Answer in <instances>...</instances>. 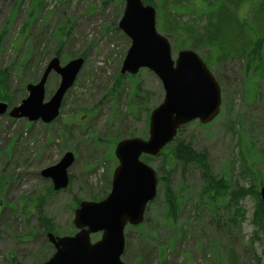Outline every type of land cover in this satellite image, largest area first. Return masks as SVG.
Wrapping results in <instances>:
<instances>
[{"label": "rangeland", "instance_id": "1", "mask_svg": "<svg viewBox=\"0 0 264 264\" xmlns=\"http://www.w3.org/2000/svg\"><path fill=\"white\" fill-rule=\"evenodd\" d=\"M153 1L158 7L156 29L168 38L172 58L178 50L193 49L191 44L201 42L203 45L193 50L207 61L221 89L219 114L205 124L188 122L178 138L190 142L194 150L206 152L213 175L228 178L234 187L252 185L259 195L264 185L262 59L254 69L246 70L239 55L230 53L229 49L238 48L246 35L233 27V18L210 51L199 38L210 11L199 14L197 9L186 10L183 0ZM38 2L0 0V70L6 72L7 91L17 99L25 98L26 85L39 80L56 54L61 64L81 54L84 61L63 95L55 120L44 123L11 118L7 112L0 115V264H41L53 254L54 246L39 224L38 213L54 225L55 235L76 231L72 222L78 206L75 202L98 201L109 193L118 164L115 145L126 137L146 138L150 112L164 97L160 79L149 69L141 68L133 75L120 71L130 45V38L118 27L124 0ZM177 2L184 11L173 15ZM237 12L244 16L245 28H252L251 35L264 33V0H254L250 7H240ZM169 19L176 31L168 30ZM60 33L64 35L62 41ZM225 51L230 53L228 57ZM119 74L123 75L121 81ZM59 80L58 74H49L44 101ZM131 97L136 113L130 111ZM18 102L6 103L11 107ZM67 151L73 154L68 184L54 190L50 178L40 171L56 164ZM145 162L157 177L161 175L160 156ZM167 178L169 190L180 202L175 218L171 221L166 211L165 181L158 182L143 222L125 226L121 256L125 264H264V239L257 235L251 240L255 231L251 222L253 195L241 200L245 210L241 225L224 224L227 215L223 207L211 210L198 205L201 168L189 166L183 171L176 166ZM39 195L44 200L38 212L32 206ZM23 197L31 199L32 206L19 204ZM100 235L92 234L91 240H98Z\"/></svg>", "mask_w": 264, "mask_h": 264}, {"label": "water", "instance_id": "2", "mask_svg": "<svg viewBox=\"0 0 264 264\" xmlns=\"http://www.w3.org/2000/svg\"><path fill=\"white\" fill-rule=\"evenodd\" d=\"M118 27L130 38L121 73L133 75L141 68L149 69L160 79L164 97L150 112L146 138L126 137L115 145L118 164L112 173L110 191L101 200L79 202L72 220L76 232L61 236L47 233L54 252L41 264H125L121 260L125 226L143 222L147 204L157 193L156 171L141 156L157 155L181 126L193 120L208 123L220 112L221 89L215 76L192 49H180L172 58L168 38L156 29V8L152 4L124 0ZM82 64V57L61 65L59 57L53 56L39 80L26 85L27 95L17 105L9 107L0 101V115L7 112L11 118L53 121ZM51 72L58 74L60 80L44 101L45 82ZM72 161L73 154L67 151L40 174L50 178L54 190L63 189L68 184ZM259 196L264 205V185ZM98 232L100 238L92 241L91 235Z\"/></svg>", "mask_w": 264, "mask_h": 264}, {"label": "trees", "instance_id": "3", "mask_svg": "<svg viewBox=\"0 0 264 264\" xmlns=\"http://www.w3.org/2000/svg\"><path fill=\"white\" fill-rule=\"evenodd\" d=\"M39 1L40 2L38 3L42 4L44 0ZM102 1L106 2L108 0ZM116 1L121 2L123 0ZM183 1L185 2L184 9L186 10H188L189 8L197 9L199 14L210 11L206 26L203 27V30L200 34L201 37H199L202 38L201 40L199 39L200 41H205L204 44L210 48V51L213 49L212 45L215 44V39H217L218 36L226 31L225 29L226 27H228L229 23L228 20H231V18H233V27H237L238 32L243 35H245L244 33L246 32V35L245 40L239 44L238 48L236 46V49H229L230 53L235 54L236 52L239 55V59L243 62L246 70L249 68L254 69L255 65L259 61H261V59V64L264 65V56L263 58L261 57L264 51V33L261 36H255L253 34L251 35L252 28H245V18L244 16L242 17V15L239 16L237 12L238 8L240 7H250L253 4L254 0H200V4H197L195 0ZM143 2L152 4L156 9H158L153 0H143ZM184 9H182L177 2L174 4V10H172V13L173 15H177L180 11H184ZM168 26V30L170 31H176L178 29L170 19ZM22 32L24 33V30H22ZM58 36L59 41H62L64 36L63 33H60ZM249 36L251 38H249ZM202 45L203 44L201 42H197L196 45L191 44V47L194 49ZM222 53L224 52H221L220 55H222ZM230 53H227L225 51V54H228L227 56H225L228 57ZM220 55H218L219 58ZM79 56L83 55L81 54ZM204 61L205 63L207 62L206 60ZM6 77V72L0 70V101L16 103L21 98L17 99L12 93L7 91ZM122 78V74H119L117 77L119 81H121ZM137 87L138 86L135 85L133 90L136 91ZM129 107L131 112L136 113L133 97L129 99ZM182 127L183 126L178 129L177 135L172 140V142L167 144L156 155L160 156L161 158V164L158 168L161 172V175L158 176L157 179L158 182L165 181L166 188L164 193V200L166 204V211L170 220H174L175 213L179 208L180 202L177 194L169 190V187L167 185V174H169L176 166H179L183 171H185L189 166L199 167L202 169L203 180L199 190L197 191L198 205H200L201 207L206 206L211 210H217V208L223 207L225 215H227V218H223V223H236L238 225H241V223L245 219V210L241 206V200L244 199L247 195H253L255 197V203L251 222L255 227V231L251 237V240L257 235H260L264 239V205L258 195L257 190L254 189L252 185L248 187H234L228 178H225L223 176L216 177L215 175H213L209 169L206 152H198L194 150L190 142H186L178 138V134L180 133ZM142 158L143 160L148 161L150 159V156L143 155ZM0 187H3V184H1V182ZM43 200V196L39 195L37 198L33 199L34 204L32 206V200L23 197L21 201L22 203L19 202V204H23V206L27 207L31 205L34 209H38L39 212V208L41 207ZM75 203L76 205L78 204L77 202ZM19 204H15V207H19L23 209V211L27 212V209L23 208V206H20ZM39 214L40 213H38V221L39 224L44 227V232L46 233L48 231H51L52 233L57 234L54 225L45 218L41 217Z\"/></svg>", "mask_w": 264, "mask_h": 264}]
</instances>
